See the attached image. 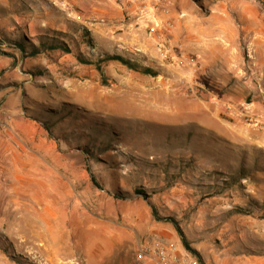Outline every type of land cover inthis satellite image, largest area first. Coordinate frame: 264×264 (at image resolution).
<instances>
[{
  "label": "rangeland",
  "instance_id": "374dc122",
  "mask_svg": "<svg viewBox=\"0 0 264 264\" xmlns=\"http://www.w3.org/2000/svg\"><path fill=\"white\" fill-rule=\"evenodd\" d=\"M20 1L0 0V61H10L0 88L15 74L22 99L0 144V264H130L153 231L183 249L151 208L202 264H264V0H189L182 38L166 31L168 16L160 26L151 15L89 16L90 1L47 0L45 13L43 1ZM42 20L58 29L44 42L70 52L19 63L7 41L35 39ZM93 23L96 35L82 29ZM156 23L161 39L149 36ZM103 53L156 76L110 62L102 83L76 57ZM25 206L49 207L55 222L40 213L52 227Z\"/></svg>",
  "mask_w": 264,
  "mask_h": 264
},
{
  "label": "crops",
  "instance_id": "0c3cea01",
  "mask_svg": "<svg viewBox=\"0 0 264 264\" xmlns=\"http://www.w3.org/2000/svg\"><path fill=\"white\" fill-rule=\"evenodd\" d=\"M28 1V0H26ZM38 1H43L42 4L38 7L42 12L45 13V5H47V0H38ZM92 2V8H91V14L89 16L92 17H108L109 15H115L116 17H119L120 15H137L139 12V8L135 6L134 4H131L129 0H83L85 4L88 2ZM22 4L25 2L23 0L20 1ZM154 0H145V11L147 12V15H151L152 17L154 16L155 19L160 23V21H166V17H170V23H171V28H170V36H174L178 38H182V34L190 32L191 29V24L189 23V20H187L186 17H195L196 15V9L195 7H192L190 5L189 0H159V5H156L155 7L153 6ZM27 4V3H26ZM156 4V3H154ZM112 5L116 7V11H113L111 14V11H109V8ZM113 7V8H114ZM113 10V9H112ZM183 18V19H182ZM42 22V27H39L37 36L35 39H32L31 41H27V43L22 44L25 50H28V47L30 45L37 47L40 42H44L45 38L44 36H48L50 34H54L57 32L58 29H54V25H50L51 23L48 21H41ZM122 24L118 26V28L123 29L124 31L131 32L134 30L135 25H130L129 23H126L125 21L121 22ZM44 25V27H43ZM52 26V28H50ZM160 26H163L160 23ZM86 28L87 30L92 31L95 35L96 33L99 32V30L102 28L100 27L99 24L93 23L89 24V27L85 25V27H82V29ZM162 27L159 28L161 30ZM168 31V32H169ZM180 33V35H178ZM53 38V37H52ZM11 55L13 56V59L19 60L21 62H26L28 60V57L23 58L21 57L20 52L12 48L11 49ZM44 55V54H41ZM38 55V56H41ZM37 56V57H38ZM36 58V57H35ZM10 65V61H0V71L2 68H6V66ZM14 73V72H13ZM12 81H9L8 83H5L2 85L3 87L0 88V144L3 145L5 143V138L6 135H8V131L11 130V128H14L12 125V120L11 118L10 121L8 122L7 119L9 112L12 110L15 111V107L19 105L21 106V97H20V90L15 88V83H18L21 81L15 74L12 76ZM14 121V120H13ZM16 126V125H15ZM176 237L170 233L168 236V239H164L163 235H160L156 231H153L152 237L147 239V242L145 243V246H148L152 244L153 242H161L163 244H166L168 247H171L173 250V253L181 256V257H186L188 259L189 264H201L200 261L198 260L197 257L191 255L190 253L186 252L184 249H180L178 245L168 244L167 240H174ZM141 247V246H140ZM138 247L137 250L140 248ZM137 250L133 253V257L136 254ZM195 251L198 250L194 249ZM199 251V250H198ZM197 252V251H196Z\"/></svg>",
  "mask_w": 264,
  "mask_h": 264
},
{
  "label": "trees",
  "instance_id": "16d2710c",
  "mask_svg": "<svg viewBox=\"0 0 264 264\" xmlns=\"http://www.w3.org/2000/svg\"><path fill=\"white\" fill-rule=\"evenodd\" d=\"M7 45L11 48L17 49L20 52L21 57L23 58H26V57L35 58L38 55L48 54L50 52L57 51V50L62 51L64 53L70 52V49L67 46H65L63 43H61L60 41H54V43L40 42L37 47L30 45L28 47V50H25V48L23 47L21 43H18L15 41L14 42L7 41ZM0 54H3V53L0 52ZM76 59L82 65L93 66L95 71L99 74L102 83L105 80L103 65L106 63H110V62H116L120 64L121 66L125 67L129 71L136 72V73H139L145 76H150V77L156 76V73L153 70L147 67L140 66L139 64L131 60L125 59L124 57L120 55H110V54L103 53V54H100L94 60L87 59V58L77 55ZM46 131L49 132V129L46 128ZM90 179H91L92 185L95 188L100 189L99 184L93 175L90 176ZM151 214L154 220H156L157 222H166V223L171 224V226L173 227V229L175 230L176 234L179 237V240H180V243L183 249L186 252L190 253L191 255L197 257L201 263V259L198 253L189 245V242L185 239L180 227L172 218L160 217L154 208H151Z\"/></svg>",
  "mask_w": 264,
  "mask_h": 264
},
{
  "label": "built area",
  "instance_id": "2783aa9c",
  "mask_svg": "<svg viewBox=\"0 0 264 264\" xmlns=\"http://www.w3.org/2000/svg\"><path fill=\"white\" fill-rule=\"evenodd\" d=\"M156 4L153 3V6L159 5V0H154ZM131 4H134L139 8L137 15L146 16L147 12L145 11V0H129ZM171 23L167 24L166 31L168 32L171 28ZM159 30V25L156 23L153 27L149 29V36L156 35L157 38L161 39V35H157ZM185 63H193V60H182L177 59L175 61L176 66H183ZM173 249L168 247L166 244L161 242H153L148 246H141L136 254L133 257V260L130 264H189L186 257H181L173 253Z\"/></svg>",
  "mask_w": 264,
  "mask_h": 264
},
{
  "label": "bare ground",
  "instance_id": "6f19581e",
  "mask_svg": "<svg viewBox=\"0 0 264 264\" xmlns=\"http://www.w3.org/2000/svg\"><path fill=\"white\" fill-rule=\"evenodd\" d=\"M148 109V108H147ZM146 109V110H147ZM141 110V109H140ZM145 110V109H144ZM145 110V111H146ZM150 110V109H149ZM139 112V111H138ZM141 112V111H140ZM148 112V111H147ZM146 112V113H147ZM153 112V111H152ZM143 113V112H142ZM146 113H144V114H146ZM165 113V112H164ZM141 114V113H140ZM155 115L157 116V121L159 120V121H161L160 123L161 124H166L169 120H171L170 118H169V120H168V116L170 115H168V116H166L165 114H163V113H161V112H159V113H156V111H155ZM144 116V115H143ZM179 116V115H178ZM173 117V116H172ZM143 118H146V117H143ZM166 122V123H165ZM173 122V121H172ZM38 199V198H37ZM20 201V200H19ZM36 202H38L37 200H35ZM35 202V203H36ZM14 204V203H13ZM40 204V203H39ZM41 205H39L38 207H40ZM28 207H30V213L31 214H33L34 212H35V215L36 216H38V218H39V220H40V218L42 219L41 221H42V223L45 225V224H47V225H49L50 227H52V223H50V221H48V219H46L45 217L46 216H41V213L40 212H44V214L45 215H47L50 219H51V221H54L55 222V213L49 208V207H45L44 209H42V208H39V209H37V210H34V207H36V205L33 207V206H25V208L23 209V210H27L26 208H28ZM23 208V207H22ZM14 210H17V211H19V210H22L21 209V207H16ZM29 210V209H28ZM17 211H15V213L17 212ZM12 212V211H11ZM20 214H21V212H20ZM21 217H23V216H21ZM31 217V216H30ZM37 218V219H38ZM32 219H34V218H32ZM49 219V220H50ZM16 221V220H15ZM35 221V220H34ZM38 221V220H37ZM33 223V222H32ZM28 224V223H27ZM37 224V223H36ZM40 224V223H39ZM32 225V224H31ZM37 226V225H36ZM38 227V226H37ZM21 228V227H20ZM35 228V227H34ZM38 228H40V227H38ZM14 229V228H13ZM40 230V229H39ZM33 233H34V231H33ZM35 233H37V232H35ZM42 236H43V234H40V232H39V234H36V235H33V237H36V238H42ZM44 248V247H43Z\"/></svg>",
  "mask_w": 264,
  "mask_h": 264
}]
</instances>
